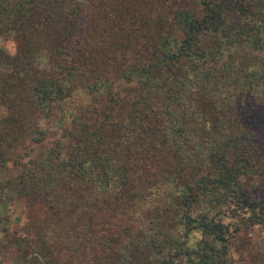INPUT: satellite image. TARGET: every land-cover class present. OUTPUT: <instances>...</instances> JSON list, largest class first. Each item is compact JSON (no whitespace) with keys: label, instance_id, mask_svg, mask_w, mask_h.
<instances>
[{"label":"trees","instance_id":"1","mask_svg":"<svg viewBox=\"0 0 264 264\" xmlns=\"http://www.w3.org/2000/svg\"><path fill=\"white\" fill-rule=\"evenodd\" d=\"M0 39L15 264H233L264 226V0H0Z\"/></svg>","mask_w":264,"mask_h":264},{"label":"rangeland","instance_id":"2","mask_svg":"<svg viewBox=\"0 0 264 264\" xmlns=\"http://www.w3.org/2000/svg\"><path fill=\"white\" fill-rule=\"evenodd\" d=\"M7 41L3 40L5 44ZM41 63L42 66H45L43 61H41ZM85 100H87V98L83 95L76 97L70 105L72 106L71 109L81 106ZM3 113L4 109L0 107V114ZM43 126L48 132V139H53L60 135V129L54 117L48 121L44 120ZM43 151L44 148L39 149L36 147L32 155L34 157H39ZM9 175L10 173H7L5 176ZM256 191V195L264 198L263 186L256 188ZM23 214V208L21 204L15 201V198L10 200V204L6 211L0 208V264H15L17 256L15 249L13 245L9 243V240L12 236L17 235L20 232V227L24 226V218L19 222L15 220L16 216H23ZM227 220L228 219L226 218L225 221ZM3 226L7 227L6 231L2 230ZM229 255L233 264H259L262 262V257H264V226L257 225L254 228H250L233 237L229 246Z\"/></svg>","mask_w":264,"mask_h":264},{"label":"clouds","instance_id":"3","mask_svg":"<svg viewBox=\"0 0 264 264\" xmlns=\"http://www.w3.org/2000/svg\"><path fill=\"white\" fill-rule=\"evenodd\" d=\"M0 45L5 47V50L8 52L9 55L15 56L17 52V42L14 39H10L5 44L2 39H0Z\"/></svg>","mask_w":264,"mask_h":264}]
</instances>
